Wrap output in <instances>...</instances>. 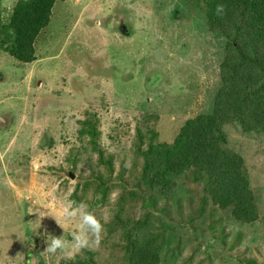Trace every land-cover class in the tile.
I'll list each match as a JSON object with an SVG mask.
<instances>
[{
    "label": "rangeland",
    "instance_id": "374dc122",
    "mask_svg": "<svg viewBox=\"0 0 264 264\" xmlns=\"http://www.w3.org/2000/svg\"><path fill=\"white\" fill-rule=\"evenodd\" d=\"M15 1L0 0V23L9 20ZM205 5L206 0H57L34 46L35 63L21 66L0 51V264H125L131 242L151 237L161 250L160 264H264V136L246 135L239 127L225 133L229 148L244 158L257 196L256 225H239L217 211L206 191L200 195L202 181L187 177L175 179L168 202L152 193L145 200V188L130 198L123 189L109 194L92 211L104 224L99 247L72 258L44 252L45 232L49 239L63 235L70 241L71 228L63 233L50 216L37 228L38 209L73 203L77 177L107 175L99 155L90 147L83 151L75 134L77 117L89 108L113 117L102 121L97 142L105 159L110 153L120 159L127 152L122 148H131L116 128L129 127L131 135L132 117L156 109L164 117L159 140L170 144L186 121L211 112V96L207 102L189 95L170 107L178 87L203 79L196 82L202 93L216 84L224 40L207 31ZM75 159L82 161L71 182L66 175ZM88 199L80 193L75 204L93 207Z\"/></svg>",
    "mask_w": 264,
    "mask_h": 264
},
{
    "label": "trees",
    "instance_id": "16d2710c",
    "mask_svg": "<svg viewBox=\"0 0 264 264\" xmlns=\"http://www.w3.org/2000/svg\"><path fill=\"white\" fill-rule=\"evenodd\" d=\"M56 2L15 1L9 20L0 23V51L20 65L36 62L34 46L40 41L42 30L49 25ZM218 4L225 6L222 15L216 14ZM205 9L207 31L221 37L224 47L219 73L213 75L215 86L210 90L205 87L201 93L196 82H203V79L192 84L196 94L205 96L207 102L212 97L211 112L186 121L170 144L159 140L160 116L146 112L132 117L134 132L131 129V135L129 127L116 128L121 130L120 136L131 140V148L123 149L127 152L120 159L114 153L105 159L97 142L103 129L102 121L113 117H105V109L89 108L84 116L77 117L80 122H77L79 127L75 134L83 151L90 147L99 155V162L107 175L97 180L91 177L77 179L74 187L77 193L106 192L107 184L112 182L109 177L117 172L116 178L120 183L130 181L133 186L148 184L147 187L150 184L149 188L168 202L175 196V179L192 177L202 181L200 195L206 191L211 206L217 211L229 213L239 225L250 227L260 222L257 196L245 174L244 158L229 148L225 129L239 127L246 135L264 136V0H206ZM180 88L182 86L177 88L176 100L170 101V107L175 108L182 94L188 96L185 92L188 88L182 91ZM114 112L120 114L119 108ZM43 140L38 142L41 144ZM77 155L81 156L80 153ZM128 160L131 161L130 168L125 167ZM81 161L75 159L73 171L79 167L76 162ZM205 179L209 184L207 188ZM86 183L88 187H80ZM71 198L75 204L78 198L72 193ZM160 262L161 250L155 237L131 242V252L125 264Z\"/></svg>",
    "mask_w": 264,
    "mask_h": 264
},
{
    "label": "clouds",
    "instance_id": "9594fccd",
    "mask_svg": "<svg viewBox=\"0 0 264 264\" xmlns=\"http://www.w3.org/2000/svg\"><path fill=\"white\" fill-rule=\"evenodd\" d=\"M224 12L225 6L223 4H218L216 6V14L222 15ZM194 91L196 92L195 88ZM195 96L202 97L197 94ZM125 167H131L130 160L125 162ZM43 209L44 210L38 209L36 211L38 214V229L41 227L42 219L46 216L54 218L57 225L63 230V233L65 229H72L70 232L72 239L70 241L65 239L63 235H50L49 239V234L45 232L44 235L47 237L45 241L47 244V247L44 250L45 253L50 255L63 253L67 258H72L83 249L91 250L99 247L102 241L104 224L101 223L92 211H89L86 204L63 203L59 206V208L53 204H49Z\"/></svg>",
    "mask_w": 264,
    "mask_h": 264
},
{
    "label": "bare ground",
    "instance_id": "6f19581e",
    "mask_svg": "<svg viewBox=\"0 0 264 264\" xmlns=\"http://www.w3.org/2000/svg\"><path fill=\"white\" fill-rule=\"evenodd\" d=\"M55 6V5H54ZM54 6H53V8H52V13H53V9H54ZM51 17H52V15H51ZM52 19V18H51ZM51 19H50V23H51ZM49 23V24H50ZM49 26V25H48ZM47 26V27H48ZM46 27V28H47ZM46 28H44L43 30H42V32L46 29ZM33 63H35V62H33ZM33 63H31V64H33ZM18 64V63H17ZM31 64H27V65H21V66H28V65H31ZM20 65V64H19ZM188 88V91L186 90L185 92L188 94V96L189 95H196V92L194 91V85L192 84V85H190V86H188L187 87ZM188 96H186V95H181V98L183 99V100H186V98L185 97H188ZM199 96V95H198ZM180 98V99H181ZM147 104H149V103H146V105ZM157 108V107H156ZM152 111H146V112H150V113H153L156 109H151ZM159 116V115H158ZM163 119H164V117H162V116H160V122L162 123V121H163ZM161 127V126H160ZM133 129V128H132ZM133 132H134V130H133ZM163 143V142H162ZM168 144V143H167ZM123 145H125V144H123ZM122 147V146H121ZM122 149H125V148H122ZM126 149H128V148H126ZM114 150V149H113ZM115 154V153H114ZM72 172L74 173L75 171H71V172H68L67 173V175H66V178L69 180V181H73L72 179H70L69 177H68V175H69V173H71L72 174ZM53 173H55V172H53ZM56 174V173H55ZM59 174V173H58ZM57 174V175H58ZM72 176L74 177V175L72 174ZM111 180H112V182L111 183H109V184H107V186H106V188H107V190H106V192H101V191H99L98 193H94L93 191H91L89 194H88V201H89V203H91V204H93V207H88V209H89V211H95L97 208H99V207H102L106 202H107V197H108V195L109 194H111L112 192H116V191H120V190H128V198H130L131 196H132V192L133 191H140L142 188H145L146 189V191H145V193L143 194L144 195V198H145V200H147L148 199V197H150V195H151V193L152 194H157V192H155V191H153V190H151L150 188H149V186H150V184H149V186L147 187L146 185H148V184H139L138 186H133L132 185V183H130V182H127V183H120L118 180H117V178H116V176H110L109 177ZM67 179L66 180H64V183L65 184H68L69 182L67 181ZM77 179H79V177H77ZM77 179H76V181H77ZM94 180H96L95 178H94ZM77 184V183H76ZM89 186V184L88 183H86L85 185H80V187L81 188H86V187H88ZM148 189V190H147ZM149 190H151V191H149ZM72 194L73 195H75L77 198H78V195H80L79 193H77L76 192V190L74 189L73 190V192H72ZM65 264H67V263H65Z\"/></svg>",
    "mask_w": 264,
    "mask_h": 264
},
{
    "label": "water",
    "instance_id": "95a60500",
    "mask_svg": "<svg viewBox=\"0 0 264 264\" xmlns=\"http://www.w3.org/2000/svg\"><path fill=\"white\" fill-rule=\"evenodd\" d=\"M68 177H69L70 179H72V180L74 179V177L72 176L71 173H69Z\"/></svg>",
    "mask_w": 264,
    "mask_h": 264
}]
</instances>
